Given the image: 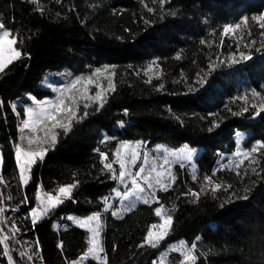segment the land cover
Listing matches in <instances>:
<instances>
[{
  "label": "trees",
  "instance_id": "1",
  "mask_svg": "<svg viewBox=\"0 0 264 264\" xmlns=\"http://www.w3.org/2000/svg\"><path fill=\"white\" fill-rule=\"evenodd\" d=\"M41 5L43 13L29 0H0V23L19 34L18 47L25 53L0 74V184L13 262L69 264L87 252L89 232L65 217L103 215L106 198L118 185L104 164L112 162L118 174L115 154L129 141L142 148L199 149L193 161L197 173L191 177L176 165L168 190H156L158 204L137 203L118 216L104 215L107 264H182L184 255L167 251L177 242L188 250L196 245L191 264H264V148L233 170L216 169L220 153L235 151V132H250L244 144L248 152L264 142L259 107L264 103V28L253 19L264 15V0H166L163 5L160 0H41ZM236 24L239 29L224 34L226 26ZM81 47L90 48L97 69L114 73L115 91L107 93L99 110L80 102V114L88 115L73 122L66 135L57 130V143L48 146L29 184L22 186L15 145L24 117L11 104L24 94L48 97L50 91L39 87L48 72L83 73ZM241 52L251 59L241 60ZM149 64L153 71L145 75ZM99 79L107 87V80ZM253 91L260 95L252 96ZM73 183V199L32 225L29 213L37 191L56 195L59 187ZM217 184L221 188L214 191ZM25 196L28 203H22ZM158 206L173 216V227L158 248H140L148 228L159 222ZM13 224L20 229L15 238L9 231ZM22 250L32 255L31 262L20 256ZM0 264H8L1 245Z\"/></svg>",
  "mask_w": 264,
  "mask_h": 264
},
{
  "label": "snow or ice",
  "instance_id": "2",
  "mask_svg": "<svg viewBox=\"0 0 264 264\" xmlns=\"http://www.w3.org/2000/svg\"><path fill=\"white\" fill-rule=\"evenodd\" d=\"M29 2L35 6L36 11L43 13L44 9L41 5V0H29ZM160 3L163 5L166 3V0H160ZM149 10L151 11V9ZM247 19L246 17L245 22H247ZM253 19L257 21L261 28H264V15L253 17ZM239 28L240 24L234 26L228 25L224 28L223 32L226 35ZM20 43H22V41L19 34L6 29L5 25L0 23V74H4L11 65L21 60L25 55L18 47ZM176 58L179 59V55ZM239 58L241 60L251 59L249 55H245L243 52L240 53ZM236 62V59L233 58V63ZM211 67L212 66L209 65L210 69ZM152 71L153 65L149 64L145 75ZM108 72V68H98L87 77L74 79L65 88L59 90V95L54 100L39 102L32 98V103L35 107H27L23 110V117L25 118L21 120L22 127L19 129L21 134L19 137L20 143L15 145V167L18 169V179L22 186L26 187L29 184L32 179L33 167L38 161L44 160L48 151V146H54L57 143L61 131L66 135L71 131L73 122L79 123L83 116L88 115L86 111L82 115L80 114L81 101H85V103H83L85 109L92 107L94 104L98 105L96 110L104 107V104L107 102V93L115 91L114 82L111 78L114 73L105 75ZM100 77H104V79L107 80V87L101 82L99 79ZM198 82L202 83V81ZM81 85L82 87H78ZM90 86L96 88L94 95L89 94ZM161 87L163 86L161 85ZM259 95L260 94L255 91L252 92V96L254 97ZM0 104H2V102H0ZM253 107H256V105H253ZM259 107L260 111H264V103ZM12 108L14 112H17L16 105H13ZM246 110L247 109H245V111ZM126 114L127 111L125 110V115ZM17 115H20V113L17 112ZM24 142H26V146ZM261 148H264V142H257V145L251 148L250 152L243 153V156L248 158L251 153H255ZM138 149L139 145H132L127 142L122 143L117 150L115 160V162L119 164L118 174L116 170L113 169L112 162L105 163L104 167L108 169L109 172L113 173L112 179H118L121 183H124L126 180L130 181L131 187L124 193L117 192L116 195L118 197H122L123 200H128L130 197L135 196L137 201H142L146 205H151L153 202L158 204L159 200L156 199V187L158 186L161 191H167L169 184L175 181V176L172 175L171 169L165 167L170 164L171 161L165 156L164 162L159 169L153 165L148 170L147 174H145V167L141 165L138 170L133 172L131 168L136 167L140 159ZM194 153L195 149H191L185 145L176 151L169 152L168 155L174 157L178 161H191ZM100 155L102 162L108 160V156L105 153H101ZM2 162V157H0V164H2ZM144 162H147L146 154L144 156ZM241 163H243V161H241ZM251 163L254 164L256 161L252 160ZM205 180L208 181V183L212 182L209 177H205ZM2 182L3 179L0 177V183ZM144 185H146V188ZM76 187V183L61 186L56 195L46 193V199H41L39 192H37L35 199L39 202V206L31 208L29 213L32 225L35 226L40 220L48 216L51 211L55 210L65 199H73L72 192ZM220 188L221 185L217 184L213 190H219ZM190 194L194 197H198L199 195V193L196 192H191ZM241 198L247 199V196ZM22 203H28L27 196L24 197ZM131 207H135V204L130 205V208ZM4 211V208H0V213ZM105 211H108V209L105 208ZM154 214L159 218V222L153 223L148 228L146 235L143 237V241L138 245L140 248H144L145 246H149L153 249L158 248L159 242L163 241L168 236L173 227V216L166 214L162 206L156 207L154 209ZM112 215L118 216L119 214L113 211ZM68 219L71 220L73 218L69 217ZM74 223L78 227L87 229L90 235L87 240V252L78 260L73 261L72 264H83V261L87 260L89 257L97 261V264H107V256L102 255L105 250L101 238L103 231L101 213L92 214L87 218L75 219ZM0 231H2V229H0ZM9 231L12 238H15L16 233H18L20 229L13 224ZM9 238L8 235L0 238V244H3V254L8 258V264H13V257L9 255V245L6 243ZM36 245L38 248L39 241H36ZM60 247H62V245H60ZM181 247H183V245H181ZM195 247L196 245L192 244L190 250L184 253L183 260L185 264H191V262L197 259L196 255L191 251V249H195ZM173 251H176V249H173ZM25 255V251L22 250L20 256L23 257ZM27 259L31 261L32 255H27Z\"/></svg>",
  "mask_w": 264,
  "mask_h": 264
},
{
  "label": "rangeland",
  "instance_id": "3",
  "mask_svg": "<svg viewBox=\"0 0 264 264\" xmlns=\"http://www.w3.org/2000/svg\"><path fill=\"white\" fill-rule=\"evenodd\" d=\"M78 50L84 54L85 60H86L85 70L83 73H79L77 71L68 70V69H63L62 71H59V72H48V73L43 75V77L41 78V80L39 82L40 88L50 91V95L48 97H45V98L38 100V99H35L30 94H24L20 99L14 101L11 104V107L13 105H16V108H21L22 110H24L27 107H33L34 108L35 105L32 103V98H34L35 100H37L39 102H43L46 100H54L59 95V90L65 88L71 81H73L74 79L79 78V77H87V76L91 75L92 73H94L95 70L97 69V64L92 57V53H91L90 48L81 47V48H78ZM78 87H82V85L78 86ZM92 87L95 88L94 86H90V93H89L90 95H94V93L96 91V88H95V91H92ZM20 127H22L21 121H19L18 125H17V129H18L19 134H20V131H19ZM41 135H42V133H41ZM249 136H250L249 131L235 132V134L233 136V141L235 144V151L233 153H230V154L220 153L218 160H217V163H216V169L233 170L236 167L240 166L242 164L241 161L244 162L247 159L243 156V153L248 152L244 148V144H245V142ZM24 143L26 146V142H24ZM127 143L132 144V145H139L138 151L140 153V159H139L136 167L131 168V171H133V172L138 170V168L141 165H143L145 167V174H147L148 170L153 165H155L159 169L160 166L164 162L165 156H167V158L169 159V161H171V163L166 165L165 167L170 168L172 173H173V171H174L173 169L176 165H178L182 171L187 172L191 177H194L195 174L197 173V169H196V166L194 165L193 161L198 156V154L200 152L199 149H195V153H194V156H193L191 161H188V160L178 161L174 157L168 155L169 152L176 151L178 149H169V148H166V147L160 146V145L153 146L150 148H145L146 146L143 145V148H142L140 146L139 142H129L128 141ZM238 153H239V155H238ZM145 154L147 155V162L146 163L144 162ZM0 157H1V154H0ZM115 160H116V154H115L114 162H115ZM115 163L117 165V167H116L117 170H119V164L117 162H115ZM1 168H2V164H0V171H1ZM144 186L146 188V185H144ZM130 187H131L130 181L126 180L124 183H121L118 180V185L114 189L112 195L110 197H108L107 201L105 202L103 215L101 214L102 215V221H103L104 215H108V214L112 215L113 211H115L117 213H121V212L128 210L130 208V205H132V204L143 203L142 201H137L135 199V196L130 197L128 200H123L122 197H118L116 195L117 192L124 193V192L128 191V189ZM0 188H1V186H0ZM157 189H159L158 186L156 187L155 190H157ZM37 192H39L41 199H46L45 194H43L39 190ZM141 195H144V194H141ZM0 197H1V193H0ZM3 203H4V201H3ZM38 206H39V202L36 201V199H35V207H38ZM105 208H107L108 211H105ZM69 217H72L73 219L70 220V219H68ZM87 217H77V216H73V215L68 214V215H66V219L64 221H70L74 225H76L74 223L75 219L87 218ZM4 220L5 219L3 218V220L0 222V227L2 228V233L0 232L1 238H3L5 236V231L8 230L6 225L3 224ZM89 235H90V233H89ZM6 242L8 243V241H6ZM181 245H183V247H181ZM168 248L169 249L167 251L176 252V253L180 254L181 256H183L184 253L186 251H188L187 247L182 242H177L176 244L171 245ZM173 249H176V251H173ZM163 257H164V255L162 256L161 260L163 259ZM87 260H92V259H91V257H89ZM87 260H85V261H87ZM85 261H83V263ZM95 262L97 263V261H95ZM165 263H167V261H165ZM13 264H15V262H13ZM69 264H72V262H70ZM160 264H164V262H161ZM182 264H185L183 257H182Z\"/></svg>",
  "mask_w": 264,
  "mask_h": 264
},
{
  "label": "built area",
  "instance_id": "4",
  "mask_svg": "<svg viewBox=\"0 0 264 264\" xmlns=\"http://www.w3.org/2000/svg\"><path fill=\"white\" fill-rule=\"evenodd\" d=\"M0 193H1V188H0ZM0 205H1L0 208H4V210H5V206H4V203H3L1 197H0ZM5 212H6V210L3 213H0V222L3 220V218L5 219ZM3 224H5V220L3 221ZM0 229H2V228L0 227ZM0 232L2 233V231H0ZM0 238H1V236H0ZM0 245L2 247V257L8 261V258L6 256H4V254H3V244H0ZM23 251H25V253H26V255L24 257L27 258V255H29L28 251L27 250H23ZM9 255H11L10 249H9Z\"/></svg>",
  "mask_w": 264,
  "mask_h": 264
},
{
  "label": "crops",
  "instance_id": "5",
  "mask_svg": "<svg viewBox=\"0 0 264 264\" xmlns=\"http://www.w3.org/2000/svg\"><path fill=\"white\" fill-rule=\"evenodd\" d=\"M0 186H1V184H0ZM65 219H66V217H65Z\"/></svg>",
  "mask_w": 264,
  "mask_h": 264
}]
</instances>
